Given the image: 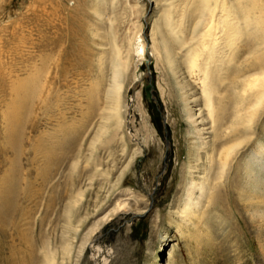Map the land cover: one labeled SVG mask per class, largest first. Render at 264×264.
I'll list each match as a JSON object with an SVG mask.
<instances>
[{"label": "rangeland", "instance_id": "374dc122", "mask_svg": "<svg viewBox=\"0 0 264 264\" xmlns=\"http://www.w3.org/2000/svg\"><path fill=\"white\" fill-rule=\"evenodd\" d=\"M39 1L0 0L1 256L24 264H45L49 253L58 264H264V166H254L256 182L242 186L243 173L251 171L242 164L257 162L250 151L264 142V112L254 124V143L227 170L217 204L202 199L203 216L182 218L179 212L189 181L214 177L207 171L213 132L180 50L167 69L151 47L163 12L192 0H137L142 5L137 25L120 14L128 12L126 0H115L119 44L124 54L129 49L119 123L103 94L107 83H96L111 10L105 8L99 19L88 10L94 0H65L72 13L84 12L76 25L77 50L57 75L59 98L51 118L36 106ZM258 2L264 7V0ZM82 52L90 59L83 60ZM22 88L27 97L18 111ZM220 91L231 125L237 104L233 85L221 84ZM119 204L125 207L113 212Z\"/></svg>", "mask_w": 264, "mask_h": 264}, {"label": "bare ground", "instance_id": "6f19581e", "mask_svg": "<svg viewBox=\"0 0 264 264\" xmlns=\"http://www.w3.org/2000/svg\"><path fill=\"white\" fill-rule=\"evenodd\" d=\"M94 1L96 6H88V10L94 12L99 19H103L105 8L111 10L104 20L108 47L96 62L97 74L102 72L96 77V83H107L103 94L113 110L112 116L117 120L116 123H119L121 92L128 68L129 49L125 50L124 54L122 43L119 44L116 28L118 18L113 13L115 0ZM86 2L87 0H83V4ZM104 2L107 5L101 8ZM186 5L187 2L184 8L180 9L178 4L179 10L175 12L173 6V9L168 8L163 12L162 20L154 31L155 37L151 47V53L158 56L167 69L175 61L176 50H180L183 57L182 68L187 76L198 83L202 106L207 112L213 132V145L211 151L207 150V171L213 170L214 177H193L189 181L179 211L182 218H187L191 213L203 216L205 212L201 211L200 206L202 199L212 206L217 204L220 184L227 177V170L241 150L254 143L251 139L255 131L254 124L264 112V7L258 0H192L189 6ZM68 6L65 0H40L35 6L37 54L34 63V97L36 106L45 111L48 118H51L59 98L55 97L57 75L67 69L68 64H72L73 52L77 50L74 45L79 34L76 25L84 13H72ZM125 7L128 12L123 11L120 14L127 23L137 25L135 14L142 11V5L138 6L137 0H126ZM89 11L86 12L88 18L91 17ZM64 37L66 39L62 40ZM65 49L68 53H64ZM88 54H81L82 59H90ZM142 54H145L143 48ZM87 64L90 66L91 61ZM103 71L108 73L104 75ZM230 83L233 85L232 92L236 94L237 104L234 111L236 120L228 125V114L224 112L222 104L226 98L220 91V86ZM16 86L14 89L17 92L21 84ZM18 94L21 100L17 110L20 111L24 109L23 103L27 96L24 88L19 89ZM184 101L187 99L184 98ZM18 119L15 123L17 127ZM250 152L252 153L248 156L252 160L257 158V162L244 160L242 167L250 168L252 172L246 170L243 173L242 186L252 180L253 183L256 182L259 171H254V166H264V142L257 141ZM192 168L190 164L187 173L190 176L193 174ZM249 188H253V184ZM260 201L264 203V197ZM3 204L5 203L1 206ZM123 207L125 205L119 204L113 212ZM255 210L258 212V207ZM1 254L0 251V264H24L21 260L16 262L14 256L3 257ZM30 257L28 254L27 259ZM45 264H58L54 253L45 256Z\"/></svg>", "mask_w": 264, "mask_h": 264}]
</instances>
